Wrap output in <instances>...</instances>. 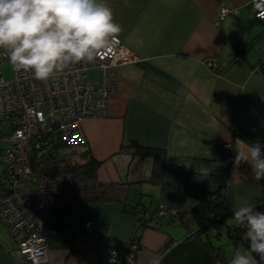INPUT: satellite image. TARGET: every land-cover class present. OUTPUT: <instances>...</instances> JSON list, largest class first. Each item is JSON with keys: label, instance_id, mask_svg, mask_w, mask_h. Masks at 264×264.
<instances>
[{"label": "crops", "instance_id": "1", "mask_svg": "<svg viewBox=\"0 0 264 264\" xmlns=\"http://www.w3.org/2000/svg\"><path fill=\"white\" fill-rule=\"evenodd\" d=\"M106 3L122 25L118 38L137 60L116 67L106 114L82 119L86 143L79 151L89 148L101 161L97 177L114 184L113 199L78 203L65 220L46 218L56 233L47 240L50 264H108L102 241L76 240L69 233L89 219L100 223L101 235L128 239L135 220L123 212L122 202H134L138 193L150 209L168 208L187 221L179 226L161 219L155 227H139L135 264H223L192 236L205 218L189 219L195 201L183 188L217 191L227 210L264 202V179H254L248 163L234 165L237 139L264 145V24L254 18L249 0ZM222 7L234 12L219 19ZM209 57L220 73L203 63ZM135 146L165 150L161 183L150 182V157L125 151ZM201 169L206 175H198ZM3 226L0 221V264H26L17 239ZM215 226L205 241L230 257L224 226L211 235Z\"/></svg>", "mask_w": 264, "mask_h": 264}, {"label": "built area", "instance_id": "2", "mask_svg": "<svg viewBox=\"0 0 264 264\" xmlns=\"http://www.w3.org/2000/svg\"><path fill=\"white\" fill-rule=\"evenodd\" d=\"M249 6L254 18L264 24V0H249ZM230 12L234 11L220 8L219 19ZM136 60V55L118 38L111 52L102 51L94 62L69 65L46 81L13 67L12 78L5 79L2 66L9 60L0 50V142L7 143L0 154L4 165L0 221L17 239V252L26 264H50L47 240L56 233L45 225V220L63 188L60 175L33 173V159L54 151L57 144H85L82 119L106 114L107 99L115 90L116 67ZM260 62L264 64V55ZM203 63L212 73L221 72L214 57ZM91 69L98 71L95 82L88 77ZM157 215L164 219L168 210L159 208ZM138 227L135 221L129 238L119 240L101 235L100 223L86 219L69 234L76 240L102 241L108 264L113 252L117 264H135L140 252Z\"/></svg>", "mask_w": 264, "mask_h": 264}, {"label": "clouds", "instance_id": "3", "mask_svg": "<svg viewBox=\"0 0 264 264\" xmlns=\"http://www.w3.org/2000/svg\"><path fill=\"white\" fill-rule=\"evenodd\" d=\"M122 31L106 0H0V50L15 70L29 71L39 81L111 52ZM237 140L234 165L248 163L253 178L264 179V145ZM197 172L206 175L204 169ZM233 217L245 229L241 238L248 247H237L229 264H264V211L245 204L233 209ZM109 264H117L116 253Z\"/></svg>", "mask_w": 264, "mask_h": 264}, {"label": "trees", "instance_id": "4", "mask_svg": "<svg viewBox=\"0 0 264 264\" xmlns=\"http://www.w3.org/2000/svg\"><path fill=\"white\" fill-rule=\"evenodd\" d=\"M62 145L64 144H57L54 146V151L40 158H34L32 170L33 173L46 172L48 174L60 175L63 178L62 192L51 208L49 215L60 220H65L73 207L78 203L112 200L114 184L98 179L97 169L101 161L95 159L90 154L89 148L79 151L80 160L66 163V160L59 159L57 156ZM125 151H129L132 155L150 157L152 161L150 182H162L166 162V153L163 148L135 146L127 147ZM3 171L4 165L0 177ZM183 193L195 201L190 210L189 219L205 218L204 223L192 233V236L212 250L217 259L223 264H229V260L233 255L232 253L230 257H225L220 248L214 251L209 241H205L208 231L217 224H222L225 227L226 237L233 248V252L237 247H240L241 250L247 249L248 242L241 238L245 229L234 220L233 210H227L223 206L220 194L217 191L209 192L198 186L187 184L183 188ZM159 208L161 207L155 206L153 209H150L145 203V195L142 193H138L134 202H122L123 212L132 215L134 220L139 223V227H155L162 219L157 215ZM166 209L168 210V215L164 219H167V223L185 226L187 220L180 213L168 208ZM255 210L264 211V202L255 204ZM257 259L259 258L257 257Z\"/></svg>", "mask_w": 264, "mask_h": 264}, {"label": "rangeland", "instance_id": "5", "mask_svg": "<svg viewBox=\"0 0 264 264\" xmlns=\"http://www.w3.org/2000/svg\"><path fill=\"white\" fill-rule=\"evenodd\" d=\"M88 77L90 79V81L95 82L97 80V76H98V71L96 69H91L88 72ZM1 75L5 78V79H10L13 76V71H12V66L9 63H5L2 66V71H1ZM7 147V143L5 142H0V154L2 153V150ZM81 145H62L61 148L59 149L57 156L59 159H64L66 160L65 162L67 163H71L76 161V152L79 151L81 149ZM3 169V163L0 159V174L2 172ZM5 226H3L4 228ZM222 227L223 225L221 224H217L215 226V231L212 229L211 231V235H217L220 231H222ZM225 230V227H223ZM6 229V228H4ZM220 229V230H219ZM7 231V230H6ZM8 236L10 237L11 235L7 232ZM223 237H225L226 233L224 234L223 231Z\"/></svg>", "mask_w": 264, "mask_h": 264}]
</instances>
